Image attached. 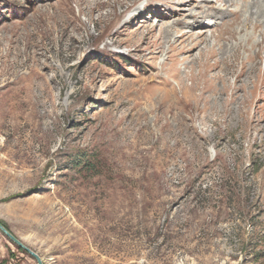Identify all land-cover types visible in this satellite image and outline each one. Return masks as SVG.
Here are the masks:
<instances>
[{"label": "rangeland", "instance_id": "374dc122", "mask_svg": "<svg viewBox=\"0 0 264 264\" xmlns=\"http://www.w3.org/2000/svg\"><path fill=\"white\" fill-rule=\"evenodd\" d=\"M102 1L0 0V222L43 264H264V46L211 85L162 28L223 1Z\"/></svg>", "mask_w": 264, "mask_h": 264}, {"label": "bare ground", "instance_id": "6f19581e", "mask_svg": "<svg viewBox=\"0 0 264 264\" xmlns=\"http://www.w3.org/2000/svg\"><path fill=\"white\" fill-rule=\"evenodd\" d=\"M104 1H102V2H104ZM114 1L116 4L123 5V3L126 0H114ZM172 1L176 2V0H172ZM216 1H218V0H216ZM221 1L224 2V4L222 3V5L225 6L224 7L225 9L222 7H217L214 3L212 5L199 3V4H197V7L202 9L200 12L194 11L193 13H190L189 16H186L183 19H178V21L174 25H170V26L162 28L163 29L162 33L165 35L162 38L166 39L167 42H170L172 40L171 38L175 33H179L181 31H183L184 28L190 29L189 31L192 33V34L191 33L190 34L197 36L196 39H193V41L196 40V42H195V44H193L191 46V48H189L190 51L195 50V48H198L202 43L205 44V46L200 49V52H198L199 53L198 56H194L191 62H192V64H197L200 62V65L202 67L201 71L203 74L208 76V79H210L211 85L215 84L217 82V79L218 80L220 79L217 75L211 74V71L214 70L217 66H221L222 64H226L229 67V69L231 70L232 74H234V75L237 74V80H240L245 74L246 75L250 74L253 71V69H255L257 66L260 65V61H261L260 59L263 55L262 47L264 46V0H221ZM167 2H169V0L165 1V3H167ZM84 7H86V6H84ZM99 7H100V5H99ZM230 8L233 9L232 19H229L227 21L225 20V21L220 23L221 24L220 27L222 29L219 31L218 35L214 34L216 40L214 43L210 44V40H209L208 34H206V32L209 31L207 28L212 27V26H211L210 21L206 22V18L216 16L219 19H224L227 16V13H228ZM86 10H87V8H86ZM167 13L168 12H166L164 14H167ZM168 14H169L168 17L174 16L173 13H168ZM122 15H123V13H120L119 17H121ZM165 17H166V15L162 16V18H165ZM75 20H76V18L71 17L68 22L70 23V22H73ZM212 20L213 19H211V21ZM144 21H147V18H145ZM215 22L213 25H216ZM195 28H199L196 33L194 32ZM217 28L218 27H216V30H217ZM74 29H76V25L73 28H71L69 26L67 28H65L66 33L69 34L70 36H72V32L75 31ZM67 30H68V32H67ZM216 30L212 29L210 31L213 34L214 31L216 32ZM61 33H63V32H61ZM240 34L241 35L244 34L248 37L247 40H245V42H244V40L239 41V39H237L236 43H234L230 47H228V45L223 44L224 42L220 43V40H226L227 41V40L236 38ZM185 35H187V34L184 31L182 34H180L179 37H184ZM226 36H228V37H226ZM256 36L261 37V40H255L254 38ZM187 39H189V38L187 37ZM175 40H177V39H175ZM185 41H187V40H185ZM253 48H258V49H256L254 54L251 53V49H253ZM220 49L222 50L221 52H224L226 55L229 54L231 56V59H227V57L225 58L224 55L219 56L220 54H218V50H220ZM242 49L249 53L248 56H246L244 58H240V51ZM208 74H210V75H208ZM227 75H228V73H227ZM237 82L238 81H236L234 84L235 86L233 88V91L237 90L239 88V86L237 87V85H239ZM211 89H213V88L211 87ZM226 89L228 90V87ZM224 90L225 89L220 90V94H221L220 96H223V94L225 93ZM217 92H219V91H217ZM235 99H236V96L233 94L232 100H235Z\"/></svg>", "mask_w": 264, "mask_h": 264}, {"label": "water", "instance_id": "95a60500", "mask_svg": "<svg viewBox=\"0 0 264 264\" xmlns=\"http://www.w3.org/2000/svg\"><path fill=\"white\" fill-rule=\"evenodd\" d=\"M0 231L5 234V236L15 245L19 246L22 249H25L27 252H29L38 262V264H43L42 259L39 257L38 254L33 252L30 248L25 246L23 242L18 239L14 234H12L1 222H0Z\"/></svg>", "mask_w": 264, "mask_h": 264}, {"label": "trees", "instance_id": "16d2710c", "mask_svg": "<svg viewBox=\"0 0 264 264\" xmlns=\"http://www.w3.org/2000/svg\"><path fill=\"white\" fill-rule=\"evenodd\" d=\"M3 225H5L4 223H2ZM6 226V225H5ZM7 227V226H6ZM15 245V244H14ZM17 246V245H16ZM19 249L23 250L22 248H20L19 246H17Z\"/></svg>", "mask_w": 264, "mask_h": 264}]
</instances>
